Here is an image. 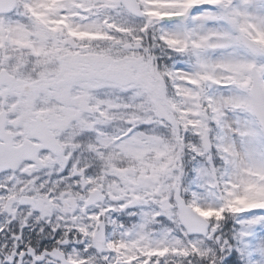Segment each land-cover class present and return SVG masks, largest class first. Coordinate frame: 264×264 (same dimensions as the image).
Wrapping results in <instances>:
<instances>
[{
  "label": "snow or ice",
  "instance_id": "obj_1",
  "mask_svg": "<svg viewBox=\"0 0 264 264\" xmlns=\"http://www.w3.org/2000/svg\"><path fill=\"white\" fill-rule=\"evenodd\" d=\"M0 264H264V0H0Z\"/></svg>",
  "mask_w": 264,
  "mask_h": 264
}]
</instances>
